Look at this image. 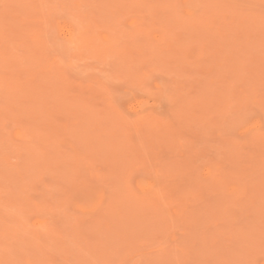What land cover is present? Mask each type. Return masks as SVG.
Segmentation results:
<instances>
[{
  "label": "rangeland",
  "instance_id": "374dc122",
  "mask_svg": "<svg viewBox=\"0 0 264 264\" xmlns=\"http://www.w3.org/2000/svg\"><path fill=\"white\" fill-rule=\"evenodd\" d=\"M0 264H264V0H0Z\"/></svg>",
  "mask_w": 264,
  "mask_h": 264
}]
</instances>
